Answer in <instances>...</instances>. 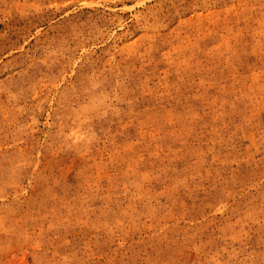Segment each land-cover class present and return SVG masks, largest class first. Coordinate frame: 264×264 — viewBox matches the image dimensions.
I'll return each instance as SVG.
<instances>
[{"label": "rangeland", "instance_id": "rangeland-1", "mask_svg": "<svg viewBox=\"0 0 264 264\" xmlns=\"http://www.w3.org/2000/svg\"><path fill=\"white\" fill-rule=\"evenodd\" d=\"M0 264H264V0H0Z\"/></svg>", "mask_w": 264, "mask_h": 264}]
</instances>
